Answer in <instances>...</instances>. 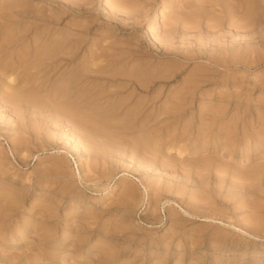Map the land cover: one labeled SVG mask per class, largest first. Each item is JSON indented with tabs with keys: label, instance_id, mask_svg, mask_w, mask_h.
<instances>
[{
	"label": "rangeland",
	"instance_id": "rangeland-1",
	"mask_svg": "<svg viewBox=\"0 0 264 264\" xmlns=\"http://www.w3.org/2000/svg\"><path fill=\"white\" fill-rule=\"evenodd\" d=\"M0 69V264H264V0H0Z\"/></svg>",
	"mask_w": 264,
	"mask_h": 264
},
{
	"label": "bare ground",
	"instance_id": "bare-ground-1",
	"mask_svg": "<svg viewBox=\"0 0 264 264\" xmlns=\"http://www.w3.org/2000/svg\"><path fill=\"white\" fill-rule=\"evenodd\" d=\"M176 24H177V23H176ZM168 32H169V31H168ZM38 53H39V52H38ZM43 53H44V52H43ZM33 54H35V53H33ZM41 54H42V53H41ZM46 54H48V53H46ZM58 54H59V53H58ZM58 54H57V55H58ZM40 56H41V55H40ZM42 56H44V55H42ZM44 59H45V58H44ZM39 62H40V61H39ZM39 62H38V63H39ZM35 63H36V62H35ZM35 63H33V65H34ZM6 69H7V68H6ZM0 70H1V69H0ZM9 70H10V69H8V72H9V73H6V74H10V71H9ZM4 74H5V73H4ZM4 76H5V75H4ZM8 77H9V75H8V76L6 75V76H5V79L8 78ZM6 80H8V82H11V81H12V80H10V78H8V79H6ZM9 80H10V81H9ZM71 82H72V81H71ZM64 83H65V82H64ZM65 84H66V83H65ZM57 86H58V85H57ZM63 86H64V84H63ZM59 87H60V86H59ZM37 88H38V87H37ZM52 90H53V89H52ZM59 90H62V89L60 88ZM65 90H66V89H65ZM52 92H54V91H52ZM56 92L58 93V91H56ZM56 92H55V93H56ZM45 93H46V92H45ZM11 94H12V93H11ZM21 94H22V93H21ZM60 94H61V93H60ZM24 95H25V94H24ZM51 95H52V94H51ZM51 95H50V96H51ZM56 95H57V94H56ZM56 95H55V96H56ZM62 95H63V94H62ZM53 97H54V96H53ZM56 97H57L56 99H58L59 96H56ZM63 98H64V97H63ZM50 99H51V97H50ZM54 99H55V98H54ZM55 103H56V102H55ZM66 108H67V107H66ZM67 109H68V108H67ZM76 113H77V112H76Z\"/></svg>",
	"mask_w": 264,
	"mask_h": 264
}]
</instances>
